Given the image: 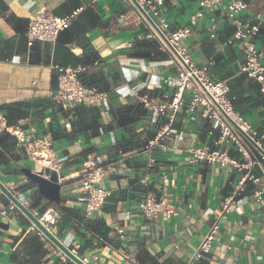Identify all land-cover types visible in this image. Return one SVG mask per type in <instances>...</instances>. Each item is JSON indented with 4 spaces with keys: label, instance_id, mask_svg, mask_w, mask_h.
Listing matches in <instances>:
<instances>
[{
    "label": "crops",
    "instance_id": "1",
    "mask_svg": "<svg viewBox=\"0 0 264 264\" xmlns=\"http://www.w3.org/2000/svg\"><path fill=\"white\" fill-rule=\"evenodd\" d=\"M2 1L6 8L3 12L0 9V105L53 97L57 85L51 88L50 82L52 73L57 74L55 66L82 67L79 73L82 80L108 94L106 105L96 107L101 115L99 124L112 125L109 130L103 131L98 126L93 137L78 134L72 142L52 140L53 155L61 160L60 174L64 176L60 183L63 199L60 206L67 208L68 212L57 210L59 216L51 225V231L65 245L78 243L80 247L76 252L80 256L98 248L104 264H121V253L135 256L141 264H187L221 210L224 198L236 189L246 173H251L253 179L244 180L235 203L220 219L210 252L195 259L193 264H264V157L247 141V155L240 153L229 140L215 144L219 130L211 119L201 115L199 106L189 110V92L183 94L182 105L175 112L173 132L165 140L168 149L162 150L159 145L154 147L150 154L155 163L147 168L149 151L145 147L153 138H147V130H157L166 117L157 116L145 101L168 104L174 92L171 85L162 84L158 88L148 81L152 75L159 80L167 75L176 76V69L167 53L158 56L150 50L146 56L137 52L140 49L137 42L152 37L147 36L149 30L133 6L122 0ZM245 1L247 8L240 15L242 20L252 19L256 14L264 15V0ZM197 6L198 0L167 2L163 15L169 23L168 30L187 24ZM76 9L79 10L75 18L58 34L54 43L36 40L27 46L26 27L22 33L15 31L10 18L15 15L28 20L39 12L65 15ZM211 15L218 24L215 37H210L206 30ZM232 32L233 26L227 23L222 8L218 12L207 10L192 28L191 35L182 39L180 44L186 47L197 66L214 61L209 66V75L227 82L226 98L233 111L247 121L254 138L262 146L264 89L260 82L242 71L243 48L239 42L227 43ZM255 45L264 53V23L259 27ZM33 49L38 50L40 59L47 63H30ZM126 89L132 90L123 95ZM135 102L142 104L144 112L136 114L124 127L117 125L114 108ZM39 110V107L30 110L13 125H20L34 136L50 134L52 109ZM166 111L170 114L172 109L167 107ZM57 119L69 132L68 119L60 113H57ZM2 127L0 122V131ZM128 129L133 130V135ZM123 139H131L136 144L116 149L114 146ZM206 145L227 149L237 161L245 164L244 167L188 161L190 146ZM88 155L102 162H114L117 171L103 178L102 185L110 190V195L100 211L84 218L79 175L82 162ZM30 164L24 157L17 162L9 161V173L0 169L1 180L10 188L23 192L31 209L43 212L55 208V204L42 197L36 185L20 171L22 166ZM34 165L31 169L38 170L39 165ZM146 173L148 184L143 185L139 180ZM148 188L172 202L178 214L171 218L159 216L155 220L144 218L138 212L137 204ZM257 192H260L259 198ZM6 204L7 200L0 195V206ZM2 221L9 222V228L1 229L0 264H24L19 262L23 257V241L29 242L37 235L36 230L21 219L18 211H12L8 219ZM21 227L26 228L25 234L14 247H10L7 235L17 233ZM96 228L106 231L105 239L92 230ZM39 238L44 253L33 257V263H62L55 246ZM14 254L18 255L17 261L11 259Z\"/></svg>",
    "mask_w": 264,
    "mask_h": 264
},
{
    "label": "built area",
    "instance_id": "2",
    "mask_svg": "<svg viewBox=\"0 0 264 264\" xmlns=\"http://www.w3.org/2000/svg\"><path fill=\"white\" fill-rule=\"evenodd\" d=\"M122 1L133 6L139 19L149 30L147 36L157 41L159 50L169 55L176 69V76L167 75L162 80H159L152 75L148 81L149 84H153L158 88H160L162 84L171 85L174 92L168 104H156L145 101L146 106L157 116L166 117L164 124L157 128L153 138L148 141L145 147L146 150L149 151V156L146 160L147 168H150L155 163V158L150 154L154 147L159 145L162 150L168 149L165 140H167L168 136L173 132L172 123L175 118V112L181 107L183 94L185 92H189L190 95L189 110H194L199 106L201 115L211 119L213 125L218 128L219 137L215 141V144L229 140L239 151L247 155L249 150L247 142L234 128L230 120L238 124L253 138L254 135L247 121L233 111L230 101L226 98L228 92L227 82L225 80H215L209 75V66L214 63L213 60H209L202 66H197L188 54L186 47L180 44V41L191 35L192 28L197 24L199 19L203 17L207 10L218 12L222 8L227 23L233 26V32L227 43L239 42L243 48L244 54V62L241 66L242 71L260 82L264 89V63L262 62L264 53L255 45L259 27L264 23V15L256 14L252 19L242 20L240 15L247 8V2L245 0H198L197 9L190 14L188 23L173 31H169V23L163 15V10L166 3L170 0H136L142 10L151 18L168 43L173 47L176 52L175 54L165 40L146 20L141 10L137 8L133 1ZM78 10L79 9H76L65 15H57L51 12H39L29 17L25 32L27 46H31L36 40L54 43L59 32L71 24ZM217 27L216 18L214 15H211L206 27L210 37L216 36ZM55 68L57 69V91L53 95L55 103L62 105L64 108L72 107L75 104H83L86 106L95 105L98 107L106 105L108 100L107 92L99 90L94 86L86 85L79 76L80 71L83 70L82 67L66 65L55 66ZM117 90L120 91L119 89ZM130 90H124L123 95L130 93ZM167 107L172 109L170 114L166 111ZM0 122L1 125H3L2 129H5L14 137V145L24 151V159L32 164L39 165V169L36 171L44 170L45 168L55 170L58 174L59 183L64 180V176L60 174L62 167L61 160L55 158L53 155L52 138L50 134L34 136L32 132H27L20 125L7 126L4 124L2 115H0ZM256 141L259 143L258 140ZM187 152L188 161L191 163H218L221 166L229 164L238 168L244 167L245 165L237 161V159L224 148L207 145L190 146ZM116 171L117 167L114 162H102V160L92 155H88L82 162L79 175V188L82 191L80 201L83 203L84 218H89L94 211H100L110 195V190L102 185L103 178L116 173ZM1 176L2 171L0 170V179ZM246 178L253 179V175L251 173H246L239 181L236 189L224 198L221 210L215 216V219L202 237L197 249L188 260L187 264H193L195 259L210 252L219 229L220 219L230 211L231 206L235 203L236 195L243 189V183ZM147 180L148 173L140 178L139 182L143 185H147ZM6 185L9 187L8 184ZM10 189L24 205L29 206L28 198L23 192L14 188ZM256 195L259 198L260 192H257ZM31 210L49 230H51V225L55 223L59 216L58 211L53 207L47 208L43 212L34 209ZM137 210L144 218L153 220L157 219L159 216L171 218L178 214L176 206L172 202L157 196L153 188H148L145 191L143 197L137 204ZM12 211H18V209L14 203L7 200L6 205L0 206V221L8 219ZM46 212L51 216L50 219L43 217ZM30 227L36 230L39 237L46 239L39 230L32 225ZM120 236H123L122 232ZM65 246L76 254L85 264H104L100 259V251L98 248L92 250L88 255L80 256L76 252V249L80 247L78 243L72 242L71 246ZM56 252L61 261L64 262L69 260L61 250L56 248ZM120 258L122 261L121 264H141L135 256L129 253H121ZM70 262L76 264L72 261Z\"/></svg>",
    "mask_w": 264,
    "mask_h": 264
},
{
    "label": "trees",
    "instance_id": "3",
    "mask_svg": "<svg viewBox=\"0 0 264 264\" xmlns=\"http://www.w3.org/2000/svg\"><path fill=\"white\" fill-rule=\"evenodd\" d=\"M5 3L0 0V9L2 12L5 10ZM11 23L15 31L22 33L27 28L28 20L17 17L15 15H11ZM64 30V29H63ZM61 32V31H60ZM59 32V33H60ZM137 46L140 48L137 52L139 54L148 55L150 50L154 51L158 56H164V52L158 49L157 42L154 38H147L137 42ZM43 61V63H47L46 60H41L39 57L38 50H31L29 56L30 63H39ZM247 74V73H246ZM57 74L55 72L51 75V88L56 85ZM86 85H89L88 82H84ZM53 97H46L42 99H31L26 101H16L7 104L0 105V112L5 120L7 126L16 124L18 119L27 116L30 110H35L36 108H40L39 111H43L44 109L50 107L52 109V114L49 122V129L52 140L65 139L67 142H72L78 134H84L88 138L89 136H94L97 134V127L103 129V131L109 130L112 125L102 124L100 125L101 115L98 108L95 105L86 106L83 104H75L72 107L64 108L62 105L57 104L52 99ZM142 104L139 102L130 103V104H120L114 108L113 114L115 117V122L119 126L126 125L127 123L133 121L134 116L136 114H141L144 112L142 109ZM57 113H60L62 117L68 119L70 125V131L68 132L65 127L61 126L59 120L57 119ZM133 130L128 129L130 135H133ZM156 130H147V138L153 137ZM132 138V136H130ZM131 141V142H130ZM262 146H264V140L261 141ZM131 139L129 140H121L114 147L116 149H125L129 146L135 145ZM240 152V151H239ZM241 153V152H240ZM22 157H24V151L15 147L14 145V137L8 133L5 129L0 131V169L5 173L8 172L9 161L17 162ZM32 184V182H30ZM26 186H22L25 188ZM55 209L64 212L67 211V208L64 206L55 205ZM21 219L24 222L27 220L24 216L21 215ZM98 226H102V224L97 223ZM95 233H97L102 238H106V231H100L97 228L92 229ZM23 257L19 261L24 264H34L33 257L41 256L44 251L43 244L40 241L38 235L33 236L28 240L23 241ZM17 254L11 256L13 261H17ZM27 256V257H26ZM60 264H72L69 260H66Z\"/></svg>",
    "mask_w": 264,
    "mask_h": 264
},
{
    "label": "water",
    "instance_id": "4",
    "mask_svg": "<svg viewBox=\"0 0 264 264\" xmlns=\"http://www.w3.org/2000/svg\"><path fill=\"white\" fill-rule=\"evenodd\" d=\"M133 3L137 6L139 10H141L142 14L146 18V20L152 25L155 31L165 40L170 49L176 54L173 47L168 43L165 39L162 32L159 28L154 24L151 18L142 10L140 5L136 0H132ZM230 120V118H229ZM234 128L241 134V136L251 145L253 146L263 157H264V148L243 128H241L234 121L230 120ZM22 174L28 178L32 183L36 185L38 193L47 199L50 202H53L55 205H60L63 200L60 195V183L58 180V174L55 170H50L45 168L44 170L34 171L28 166H22L20 168ZM0 192L1 195L6 199L11 201L17 207L19 213L24 216L27 222L32 225L34 228L39 230L43 236L51 242L57 249L61 250L66 257L76 263V264H85L80 258L74 254L65 244L51 231L49 230L40 220L39 218L33 214V211L29 206H26L21 202L11 191V189L0 179ZM9 222L0 221V229L8 230ZM26 228H19L18 232L15 234H8L7 238L9 239V246L14 247L18 240L25 234Z\"/></svg>",
    "mask_w": 264,
    "mask_h": 264
},
{
    "label": "rangeland",
    "instance_id": "5",
    "mask_svg": "<svg viewBox=\"0 0 264 264\" xmlns=\"http://www.w3.org/2000/svg\"><path fill=\"white\" fill-rule=\"evenodd\" d=\"M35 165L34 164H30L28 167H30V168H32V167H34ZM2 176H3V174H2ZM2 230L0 229V240H2L3 241V232H1Z\"/></svg>",
    "mask_w": 264,
    "mask_h": 264
},
{
    "label": "bare ground",
    "instance_id": "6",
    "mask_svg": "<svg viewBox=\"0 0 264 264\" xmlns=\"http://www.w3.org/2000/svg\"><path fill=\"white\" fill-rule=\"evenodd\" d=\"M44 218H46V219H50L51 218V216L49 215V213H44V216H43Z\"/></svg>",
    "mask_w": 264,
    "mask_h": 264
}]
</instances>
